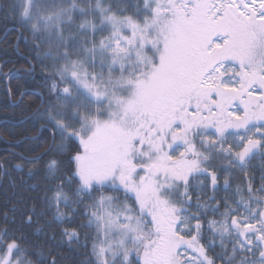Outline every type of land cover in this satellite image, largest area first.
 <instances>
[{"label": "snow or ice", "instance_id": "obj_1", "mask_svg": "<svg viewBox=\"0 0 264 264\" xmlns=\"http://www.w3.org/2000/svg\"><path fill=\"white\" fill-rule=\"evenodd\" d=\"M0 8L51 69L35 113L50 143L28 168L50 157L49 187L19 224L4 213L0 264H56L24 232L46 235L50 209L85 217L61 231L72 253L90 245L74 264H264V0Z\"/></svg>", "mask_w": 264, "mask_h": 264}, {"label": "trees", "instance_id": "obj_2", "mask_svg": "<svg viewBox=\"0 0 264 264\" xmlns=\"http://www.w3.org/2000/svg\"><path fill=\"white\" fill-rule=\"evenodd\" d=\"M9 0H0V5H7ZM51 69L36 58L31 47V37L24 32L23 37L15 26V21L5 18L3 8H0V227L5 222L4 213L10 218L16 216V223L21 220V212L34 204H42L44 189L49 187L46 178L45 162L50 158L45 156L37 165L33 174L28 175L29 161L39 156L48 147L50 136L41 129L42 121H38L35 113L42 110L50 95ZM21 164L22 168H16ZM250 172L259 178V168L264 162H253ZM70 173V169H65ZM236 183L242 182V175L237 171L231 178ZM223 181L221 180V185ZM229 195L217 193V199ZM13 205L17 211L13 213ZM195 210V209H193ZM54 209L47 216L40 218L46 235L35 231L34 227H24L27 241L34 251H42L45 256H51L56 264H74L86 258L89 249L77 246L76 252L69 251L66 243H61L63 228H76L86 222L85 217H74L73 223L57 224L53 221ZM47 221V223H45ZM83 232H89L85 229ZM55 239H52V237ZM35 259V256H33ZM219 264V262H218Z\"/></svg>", "mask_w": 264, "mask_h": 264}, {"label": "bare ground", "instance_id": "obj_3", "mask_svg": "<svg viewBox=\"0 0 264 264\" xmlns=\"http://www.w3.org/2000/svg\"><path fill=\"white\" fill-rule=\"evenodd\" d=\"M19 169H21V168H19Z\"/></svg>", "mask_w": 264, "mask_h": 264}]
</instances>
